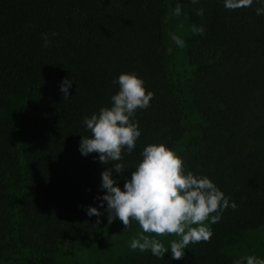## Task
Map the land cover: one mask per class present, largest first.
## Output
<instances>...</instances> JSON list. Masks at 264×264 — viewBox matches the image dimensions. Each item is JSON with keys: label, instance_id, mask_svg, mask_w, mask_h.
Listing matches in <instances>:
<instances>
[{"label": "trees", "instance_id": "1", "mask_svg": "<svg viewBox=\"0 0 264 264\" xmlns=\"http://www.w3.org/2000/svg\"><path fill=\"white\" fill-rule=\"evenodd\" d=\"M225 0H0V264H83L78 254L139 229L109 224L98 153L82 155L85 117L111 106L121 74L135 73L152 92L138 109L141 136L122 153L126 179L150 144H165L185 173L206 176L229 199L210 241L190 244L184 258L143 252L131 264H234L233 236L264 226V14L226 9ZM181 12L194 33L184 59L199 125L188 121L180 73L164 45L165 14ZM204 14L197 15L198 9ZM48 34L45 46L42 34ZM171 36V46L177 44ZM170 62V65H168ZM71 79L68 100L61 91ZM23 99L17 122L5 115ZM97 207L100 217L88 216ZM97 220L102 221L96 226ZM25 262L22 263L21 257Z\"/></svg>", "mask_w": 264, "mask_h": 264}, {"label": "clouds", "instance_id": "2", "mask_svg": "<svg viewBox=\"0 0 264 264\" xmlns=\"http://www.w3.org/2000/svg\"><path fill=\"white\" fill-rule=\"evenodd\" d=\"M199 0H191L196 4ZM264 5V0H257ZM254 0H225L229 10L250 7ZM257 15L264 14V6L256 9ZM174 14H181V5L177 4ZM204 9H198L197 15H203ZM192 31L203 35L205 29L193 25ZM45 46H48V34H42ZM176 43L183 47L184 42L173 36ZM119 84V91L111 97V106L103 107L99 113L84 118V124L90 130V136H82L79 150L82 155L99 154V162L111 165L116 173L123 174L126 169L122 153L131 154L136 141L141 136L139 122L134 120L138 109H147L153 99V93L144 86V81L135 73H124L114 83ZM71 79H65L61 86L65 100L70 95ZM142 160L126 179L123 190L113 177V167L102 172L101 188L106 194L97 197L100 208L107 203V219L111 224L119 219L126 230H130L135 221L142 229L139 238L130 241L132 250L141 253L150 251L152 255L163 259L171 251L172 259L184 258L185 249L190 244L210 241L212 231L209 224L218 223L222 213L229 206L235 210L229 199L206 176L185 173L184 161L176 152L165 144H150L142 153ZM88 216L100 217L97 207L87 209ZM102 221L97 220L96 226ZM176 236L170 241V248L155 237ZM234 264H264V259L256 256L241 257Z\"/></svg>", "mask_w": 264, "mask_h": 264}, {"label": "rangeland", "instance_id": "3", "mask_svg": "<svg viewBox=\"0 0 264 264\" xmlns=\"http://www.w3.org/2000/svg\"><path fill=\"white\" fill-rule=\"evenodd\" d=\"M164 22L166 24L164 36L166 54L168 56L171 55L175 69L180 73L182 82L181 92L184 98L188 121L192 122L194 126H197L200 122V116L192 106L191 95L187 88V79L190 76V71L184 59L185 51L189 46L193 34L192 28L194 24L187 18L184 12H181L177 16L174 14V11H168L165 14ZM170 35L180 37L184 42V46L181 47L176 44L173 49L170 42ZM168 65H170V62H168ZM11 102V107L5 112V115L14 122H17L22 112L23 99L21 96L14 94ZM121 225H123L122 222H116L110 227V230H114ZM141 234L142 229L139 228L132 235H125L92 250L79 253L78 259L83 264H131L132 260H135L142 253L138 249L132 250L129 246L130 241L134 238H139ZM155 238L160 239L169 248L171 240L179 239V237L171 235ZM228 252L239 258L251 255L259 259H264V226L245 234L233 236L229 243ZM20 260L22 263L25 262L23 256ZM55 260V264H71L62 256H56Z\"/></svg>", "mask_w": 264, "mask_h": 264}]
</instances>
